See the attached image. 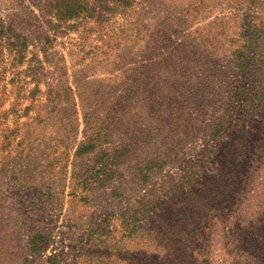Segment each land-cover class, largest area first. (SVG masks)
I'll use <instances>...</instances> for the list:
<instances>
[{
  "label": "rangeland",
  "instance_id": "374dc122",
  "mask_svg": "<svg viewBox=\"0 0 264 264\" xmlns=\"http://www.w3.org/2000/svg\"><path fill=\"white\" fill-rule=\"evenodd\" d=\"M0 0V264H264V0Z\"/></svg>",
  "mask_w": 264,
  "mask_h": 264
},
{
  "label": "trees",
  "instance_id": "16d2710c",
  "mask_svg": "<svg viewBox=\"0 0 264 264\" xmlns=\"http://www.w3.org/2000/svg\"><path fill=\"white\" fill-rule=\"evenodd\" d=\"M59 13L62 16L75 17L85 13L89 17L93 16V7L90 0H57Z\"/></svg>",
  "mask_w": 264,
  "mask_h": 264
}]
</instances>
